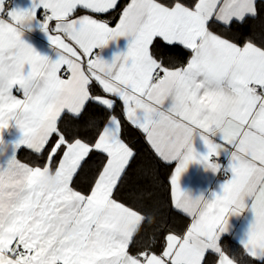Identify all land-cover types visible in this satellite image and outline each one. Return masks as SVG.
Wrapping results in <instances>:
<instances>
[{"label":"snow or ice","instance_id":"snow-or-ice-1","mask_svg":"<svg viewBox=\"0 0 264 264\" xmlns=\"http://www.w3.org/2000/svg\"><path fill=\"white\" fill-rule=\"evenodd\" d=\"M256 21L264 0H0V264H264ZM156 165L180 226L143 183ZM191 165L224 179L193 195ZM233 218L238 255L222 241Z\"/></svg>","mask_w":264,"mask_h":264},{"label":"crops","instance_id":"crops-1","mask_svg":"<svg viewBox=\"0 0 264 264\" xmlns=\"http://www.w3.org/2000/svg\"><path fill=\"white\" fill-rule=\"evenodd\" d=\"M29 5L30 0H15L14 3V6L20 7H28ZM27 38L29 39V42L34 44V46L41 54L54 56V53L51 51V45H49V42L42 35L37 36L36 33H33L31 34V37ZM126 45L127 40L125 38H119L118 41L110 42L107 47L102 50L98 49L97 51L104 59L110 60L114 53L118 51H125ZM22 149L28 150L27 148ZM199 150L202 151L203 149ZM18 159L20 158L18 157ZM221 160L222 163H227V160L225 158L221 157ZM223 177V173H212L211 171H206L203 167L199 165H191L188 171L181 179V187L185 191H188L193 195H198L201 192H206L207 194L208 190L217 189L219 183L222 182V180L224 179ZM231 224L233 226V231L230 233H226L222 239L230 238L242 250V246L239 244L238 237L242 235L243 230L246 227L247 221L243 218H233L231 220Z\"/></svg>","mask_w":264,"mask_h":264},{"label":"trees","instance_id":"trees-1","mask_svg":"<svg viewBox=\"0 0 264 264\" xmlns=\"http://www.w3.org/2000/svg\"><path fill=\"white\" fill-rule=\"evenodd\" d=\"M255 31L259 37V35L264 34V23L260 21H256L253 24ZM140 147L142 148L145 155L150 151L147 149V146L144 144L143 140H141ZM18 157L25 161L26 163L33 161V155L30 151L21 149L18 153ZM169 174V169L167 167L162 166H154L153 173L151 176L144 177L143 183L146 187H150L152 189L149 196L154 197L153 203L159 206V210L162 216V219L166 220L169 226H180L187 221L182 219L177 215H168V207H169V189L167 185V177ZM223 243L228 246V251L234 255H238L242 252L241 248L234 243L230 238L222 239Z\"/></svg>","mask_w":264,"mask_h":264},{"label":"clouds","instance_id":"clouds-1","mask_svg":"<svg viewBox=\"0 0 264 264\" xmlns=\"http://www.w3.org/2000/svg\"><path fill=\"white\" fill-rule=\"evenodd\" d=\"M73 231H74V230H69L70 234H72Z\"/></svg>","mask_w":264,"mask_h":264},{"label":"built area","instance_id":"built-area-1","mask_svg":"<svg viewBox=\"0 0 264 264\" xmlns=\"http://www.w3.org/2000/svg\"><path fill=\"white\" fill-rule=\"evenodd\" d=\"M14 3H15V0H13V5H14ZM222 161V160H221ZM224 178V177H223Z\"/></svg>","mask_w":264,"mask_h":264}]
</instances>
